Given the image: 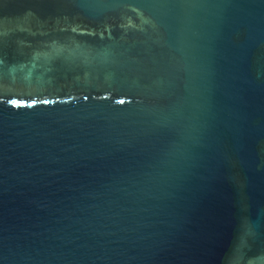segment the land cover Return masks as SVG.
<instances>
[{"label": "water", "instance_id": "water-1", "mask_svg": "<svg viewBox=\"0 0 264 264\" xmlns=\"http://www.w3.org/2000/svg\"><path fill=\"white\" fill-rule=\"evenodd\" d=\"M0 264H264V0H0Z\"/></svg>", "mask_w": 264, "mask_h": 264}]
</instances>
